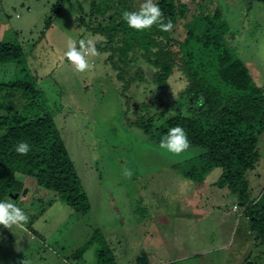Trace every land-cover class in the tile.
Returning a JSON list of instances; mask_svg holds the SVG:
<instances>
[{
  "label": "rangeland",
  "instance_id": "rangeland-1",
  "mask_svg": "<svg viewBox=\"0 0 264 264\" xmlns=\"http://www.w3.org/2000/svg\"><path fill=\"white\" fill-rule=\"evenodd\" d=\"M60 1L0 0V41L22 45L25 68L38 78L91 208L80 214L54 192L29 181L27 192L13 198L27 221L10 227L0 224V264H104L111 258L116 264H137L143 252L150 264H263L264 243L251 231L237 196L214 186L222 170L214 169L195 182L176 168H188L187 161L204 149L168 153L129 123L138 115L139 103L154 97L159 101L152 111L153 131L172 116H196L199 110L185 93L187 78L176 69L168 88L159 91L152 83L153 68L143 60H131L124 67L138 81L127 92L128 110L123 83L107 60L108 52L97 50L89 56L92 67L84 72H77L64 57L69 38L79 46L81 38L94 36L79 23L81 17L88 20L92 0H64L60 13H53ZM142 2L136 0V5ZM206 2L202 9L222 10L233 33L232 47L264 91V3ZM188 3L194 12L196 5ZM112 13L99 15L96 22L106 24ZM184 23L173 28L179 40L186 34ZM17 69L14 64L0 65V76L15 79ZM152 89L159 94L150 95ZM21 103L18 98L8 100L4 108L16 112ZM3 133L0 130V136ZM259 151V163L248 173L253 200L264 193V134Z\"/></svg>",
  "mask_w": 264,
  "mask_h": 264
},
{
  "label": "trees",
  "instance_id": "trees-1",
  "mask_svg": "<svg viewBox=\"0 0 264 264\" xmlns=\"http://www.w3.org/2000/svg\"><path fill=\"white\" fill-rule=\"evenodd\" d=\"M61 1L54 6L53 13H60ZM188 1L196 5L194 12ZM156 2L164 13L165 22L170 19L173 28L180 21H186L184 39L175 38L173 28L169 32L155 25L143 31L129 28L121 19V13L125 9H138L140 4L136 5V0L101 3L92 0L88 20L81 17L79 23L98 37L96 49L109 53L107 60L118 71L117 78L123 83L122 94L127 99L128 110L131 103L127 92L138 81L125 69L131 60H143L153 68L152 83L159 91L168 88L176 69L182 72L188 80L185 93L199 110L196 116H172L153 131L152 111L157 110L159 101L154 97L149 102L139 103L138 115L135 119L129 116V123L142 128L158 144L169 127L182 126L189 147H201L204 152L187 161L184 166L188 168H176L195 182H202L214 169H221L222 174L214 186L228 188L237 196L238 206L249 220L251 231L264 243V193L258 200H253L248 178V173L260 160L264 91L232 47L233 33L222 10L218 7L202 9L201 4L206 0ZM109 10L113 13L108 16L107 23H97V17L104 18ZM53 17L47 20V29L51 27ZM6 64H14L18 71L12 80L0 76V130L4 131L0 136V199L11 197L14 200L17 193L20 198L29 181H34L37 188L54 192L74 211L88 213L91 208L88 194L55 118L47 108L38 78L25 68L26 59L20 43L0 41V65ZM140 72L139 68L137 73ZM139 75L144 81V75ZM150 92V95L159 94L153 89ZM17 98L22 102L18 111L4 108L8 100ZM21 140L31 146L26 155L15 151L14 145ZM20 175L26 178L21 179ZM86 245L82 247V253H85ZM104 264L116 263L111 258ZM137 264H150L146 252L138 257Z\"/></svg>",
  "mask_w": 264,
  "mask_h": 264
},
{
  "label": "clouds",
  "instance_id": "clouds-1",
  "mask_svg": "<svg viewBox=\"0 0 264 264\" xmlns=\"http://www.w3.org/2000/svg\"><path fill=\"white\" fill-rule=\"evenodd\" d=\"M74 2L75 0H73ZM121 19L126 22L129 28L137 31L150 29L153 25L164 32H169L173 28V22L170 19L165 22L164 13L156 0H143L138 9L123 10ZM96 38L91 35L87 39L81 38L79 46L75 40L69 38L64 57L74 65L77 72L91 69L92 65L88 57L97 55L94 43ZM159 147L172 154H180L185 151L189 147L185 129L180 125L169 127L167 133L162 136ZM14 148L17 153L26 155L31 146L27 141L21 140L14 145ZM27 219L28 216L24 210L13 203L11 197L0 199V224L10 227L13 224L20 225Z\"/></svg>",
  "mask_w": 264,
  "mask_h": 264
},
{
  "label": "water",
  "instance_id": "water-1",
  "mask_svg": "<svg viewBox=\"0 0 264 264\" xmlns=\"http://www.w3.org/2000/svg\"><path fill=\"white\" fill-rule=\"evenodd\" d=\"M27 189H28V188H25L22 194H25V193L27 192ZM18 196H19V194L17 193V194H15V195L13 196V198L16 199Z\"/></svg>",
  "mask_w": 264,
  "mask_h": 264
}]
</instances>
